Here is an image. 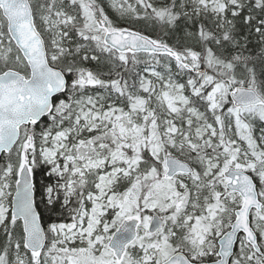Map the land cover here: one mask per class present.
<instances>
[{
    "label": "snow or ice",
    "instance_id": "1",
    "mask_svg": "<svg viewBox=\"0 0 264 264\" xmlns=\"http://www.w3.org/2000/svg\"><path fill=\"white\" fill-rule=\"evenodd\" d=\"M0 264H264V0H0Z\"/></svg>",
    "mask_w": 264,
    "mask_h": 264
}]
</instances>
